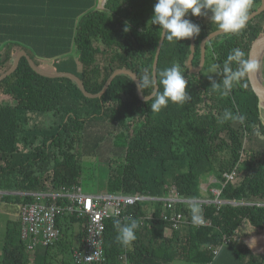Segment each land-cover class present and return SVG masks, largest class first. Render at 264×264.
<instances>
[{
  "label": "trees",
  "instance_id": "1",
  "mask_svg": "<svg viewBox=\"0 0 264 264\" xmlns=\"http://www.w3.org/2000/svg\"><path fill=\"white\" fill-rule=\"evenodd\" d=\"M156 2L0 0V75L13 67L20 50L42 71L40 65L49 59L59 72L75 74L89 94L99 93L115 70L136 76L153 70L162 35L150 22ZM260 5L255 0L253 11ZM210 17V11L207 16L189 11L187 17L201 27L194 37V68L201 63L202 40L218 30ZM262 37L264 11L240 35L223 33L208 40L199 71L188 66L191 38L164 39L156 72L179 63L191 99L184 105L169 103L159 113L151 112V101L140 97L128 73H118L102 96L88 97L72 77L42 75L23 55L16 70L0 81V191L7 192L0 206L17 210L7 221L0 264L72 263L73 250L85 235L84 219L59 216L60 238L31 250L22 238L20 205L34 201V193L81 187L83 156L100 153H109L100 157L109 168L108 194L168 196L175 187L182 198L214 200L211 188L218 187L217 198L224 202L176 201L166 210L163 200L144 199L123 207L121 216L105 221L106 261L91 264H264V139L253 134L254 128L264 133L263 107L249 76L221 97L212 81L219 83L222 76L206 73L208 59L222 67L237 47L249 57L252 44ZM260 71L264 83V55ZM225 109L246 115L245 124L221 122ZM121 136L127 142L115 143ZM233 172L228 179L226 174ZM210 175L214 181L208 184ZM202 178L208 184L204 191ZM55 201L69 203L64 196ZM194 203L208 224L192 223ZM164 210L181 213L185 221L174 228L163 218ZM128 218L142 226L137 239L123 247L116 242L114 220L125 223Z\"/></svg>",
  "mask_w": 264,
  "mask_h": 264
},
{
  "label": "clouds",
  "instance_id": "2",
  "mask_svg": "<svg viewBox=\"0 0 264 264\" xmlns=\"http://www.w3.org/2000/svg\"><path fill=\"white\" fill-rule=\"evenodd\" d=\"M261 3L264 4V0H261ZM254 6L255 0H157L150 22L151 25H158L162 29L161 41L166 39L175 43L198 36L201 32L200 25L187 18L189 10L191 16H207L210 11L211 22L220 32L238 36L246 29ZM127 30L126 27L125 31ZM260 68V61L247 57L246 53L237 47L227 55L222 67L218 63H212L207 68V73L222 76L219 83L212 81V87L221 97H227L241 80L258 72ZM136 78L140 81L139 89L142 92L148 90L150 93L145 96V100L148 103L151 101V112L159 113L167 108L169 103L184 105L191 99L187 91L189 80L179 63H173L158 73L154 69H144ZM209 79L212 80V77L209 76ZM246 119V115L242 113L234 114L225 109L221 122L245 124ZM253 134L258 139H264V133L258 128L253 129ZM189 211L194 225L204 224L203 209L199 204L190 205ZM128 219L129 222L125 223L120 219L114 220L117 230L115 239L123 247L130 246L137 239L136 231L142 226L136 219Z\"/></svg>",
  "mask_w": 264,
  "mask_h": 264
},
{
  "label": "built area",
  "instance_id": "3",
  "mask_svg": "<svg viewBox=\"0 0 264 264\" xmlns=\"http://www.w3.org/2000/svg\"><path fill=\"white\" fill-rule=\"evenodd\" d=\"M235 172L226 174L228 179L233 178ZM214 192H218L214 189ZM7 192L0 191V198ZM219 194V193H218ZM35 200L20 205L22 224V238L28 242L31 250L39 245L51 246L61 236L62 229L57 224V218L64 214L76 215L84 219L85 235L81 245L74 248L71 264L103 263L104 231L106 219L121 216L123 207L133 205L139 200L159 199L164 201V207L171 209L176 201H183L175 189L166 198L153 196H138L130 194H93L85 193L81 187L75 186L69 190L62 188L61 192L34 193ZM68 197V204L61 205L55 201L57 197ZM38 198V199H37ZM51 198H53L51 200ZM164 210L162 216L169 220L176 228L185 221L181 213L168 214ZM128 217V215H126ZM209 222L204 218V224ZM123 260L125 256L121 257ZM127 262V261H126Z\"/></svg>",
  "mask_w": 264,
  "mask_h": 264
},
{
  "label": "rangeland",
  "instance_id": "4",
  "mask_svg": "<svg viewBox=\"0 0 264 264\" xmlns=\"http://www.w3.org/2000/svg\"><path fill=\"white\" fill-rule=\"evenodd\" d=\"M190 11V10H189ZM211 64L210 59L207 60L206 63V68L209 67ZM40 67L47 73H57L58 68L56 64H54L51 60L46 59L43 61V64L40 65ZM207 73V72H206ZM213 75V73H211ZM263 79V78H262ZM263 107V116H264V102L261 104ZM127 142V139H125L124 136L118 137L116 139L115 143H125ZM109 154V153H108ZM108 154H98V155H90V156H83L82 160V172H81V177H80V182H81V187L84 192L87 193H103V194H108L107 192V178H108V164L105 162V160L100 159V157L106 158ZM205 179L202 178V190L204 191L205 188L207 187L208 184L212 183L214 181V177L210 175L208 179V184H204ZM212 191L214 192V189H217L218 192H214L216 194V199L214 200H207V199H201V201H195V202H216V203H223L221 202L222 200H219L217 198L218 193H220V189L218 187H212ZM159 198H166L164 196H158ZM180 197V196H179ZM183 201H188V202H193L194 200L192 199H200V198H182ZM0 206V258L2 256V248L4 245V235H5V230H6V225L7 221L11 218L15 217V213L17 212L16 207H11L9 205H5L4 203L1 204ZM16 211V212H15ZM13 212V213H12ZM75 227V232L77 235L78 232V224L74 225ZM78 235L76 236L77 239ZM254 240V239H253ZM247 243L249 241H246ZM255 247V246H254ZM256 248V247H255ZM71 262L72 259H71ZM120 264H125L123 261ZM176 264H188L187 262H181L178 261Z\"/></svg>",
  "mask_w": 264,
  "mask_h": 264
},
{
  "label": "water",
  "instance_id": "5",
  "mask_svg": "<svg viewBox=\"0 0 264 264\" xmlns=\"http://www.w3.org/2000/svg\"><path fill=\"white\" fill-rule=\"evenodd\" d=\"M263 11H264V4L261 3V5L256 10H254L251 13L250 20L252 18H254L256 15L260 14L261 12H263ZM220 34H223V33L220 32L219 30H216V31L210 33L208 36H206L202 40V43H201V51H202L201 63L199 65V67H197V68L193 67V59H194V56H195V49H196L195 38L194 37L191 38V53H190V56H189V59H188V66H189V68L191 70L199 71L203 67V64H204L205 58H206V53H205V51H206V46H205L206 42L208 40L212 39L213 37H215L217 35H220ZM163 41L164 40L161 41V39H160L159 45H158V48H157V52H156V56H155V59H154L153 69L155 71H157L158 58H159V53H160ZM23 55H25L28 58V61H29L30 65L37 72H39L42 75H45V76H48V77H72L73 79H75L78 82L82 92L88 97H100V96H102L103 93L108 89V87L111 84V82L113 81L114 77L120 72H125V73L130 74L135 79L137 87H138V85L140 83V81L138 80V78H136V75L133 72H131V71L127 70V69H118V70H115L111 74V76L108 78L107 82L105 83L104 88L99 93H97V94H89L85 90L84 84H83V82L81 81V79L78 76H76L75 74L70 73V72L47 73L45 71H42L34 64L33 60L31 59V57L27 54V52L25 50H20L16 54V58H15V62L13 64V67L11 69H9L8 71H6V72H4V73H2L0 75V81L4 77H6L10 73H12L14 70H16V68H17V66H18V64L20 62V59H21V57ZM263 55H264V37H262L261 39L257 40L256 42H254L252 44L251 49H250V53H249V57L258 60L261 63V59H262ZM249 78H250V82H251V85H252V88H253L255 94L258 96V98L260 100L259 104H260V106H262L261 104H262V102H264V83H263V79H262V76H261V71L259 70L258 72L250 75ZM138 91H139L140 97L143 100H145V96H143V93L139 89V87H138ZM192 200L201 201V199H192ZM221 202H224V201H221Z\"/></svg>",
  "mask_w": 264,
  "mask_h": 264
},
{
  "label": "crops",
  "instance_id": "6",
  "mask_svg": "<svg viewBox=\"0 0 264 264\" xmlns=\"http://www.w3.org/2000/svg\"><path fill=\"white\" fill-rule=\"evenodd\" d=\"M87 2H89L90 0H86Z\"/></svg>",
  "mask_w": 264,
  "mask_h": 264
},
{
  "label": "bare ground",
  "instance_id": "7",
  "mask_svg": "<svg viewBox=\"0 0 264 264\" xmlns=\"http://www.w3.org/2000/svg\"><path fill=\"white\" fill-rule=\"evenodd\" d=\"M165 197V196H164ZM56 245V244H55Z\"/></svg>",
  "mask_w": 264,
  "mask_h": 264
}]
</instances>
